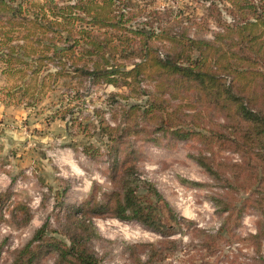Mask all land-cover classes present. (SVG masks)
<instances>
[{
	"label": "rangeland",
	"instance_id": "rangeland-1",
	"mask_svg": "<svg viewBox=\"0 0 264 264\" xmlns=\"http://www.w3.org/2000/svg\"><path fill=\"white\" fill-rule=\"evenodd\" d=\"M19 1L23 0L13 2ZM30 1L43 3L46 0ZM56 1L60 8L79 1L87 7L104 3V0ZM212 5L214 9H210ZM229 7V0H111L112 17L102 28L92 25L88 15L76 10L80 17L73 22L74 36L78 39L74 52L60 55L49 50L38 52L44 55L15 54L11 62L16 69L9 74L3 72L6 65L0 59L2 96L13 103L23 101L31 108L26 135L16 150L23 164L16 171L19 181H15L10 190L1 191H8L10 198L0 197V205L5 209L3 213L0 211V264H9L15 250L31 239L46 220L47 234L57 236L53 232L57 229L55 215L62 210L57 205L58 200L77 203L92 190L100 200L112 189L107 169L108 147L112 142L105 129L124 128V110L136 105L137 114H141L155 93L149 81L141 80L132 87L123 83L119 73L114 75L116 83H112L103 77L93 80L91 75L78 71L77 66L93 68L92 62L96 59L84 51L88 38L83 32L79 33V29L93 31L101 40L105 37L110 41L115 46L113 55L107 56L110 64H119L128 70L133 62L139 61L137 49L145 40L162 55L167 42L161 36L186 34L191 38L212 40L221 30V22L230 21L231 16L225 10ZM34 8L30 7L27 18H32ZM216 10L221 15L216 14ZM46 14L53 18L51 11ZM215 16H220L221 22L216 21ZM66 36L68 33L63 31V37ZM70 40L58 41L59 46H67ZM17 42L21 44V40H13ZM136 120L142 126L149 124L141 115ZM139 136H130L139 154L133 162L137 177L149 182L173 212L190 223L175 224L168 220L172 233L165 238L173 241L175 247L171 254L156 253L149 257L146 253L149 247L142 244L159 245L164 239L162 235L136 221L111 216L97 218L94 224L101 239L93 240L92 248L101 264H255L256 258H264V243L256 246L249 238V234L256 232L258 212L249 210L237 224L222 228L225 214L216 213L211 199L219 192V187L190 156L200 148L197 140L172 141L166 135L160 136L161 145H156ZM130 147L129 142L121 145L123 149ZM225 154L237 158L235 154ZM176 185L182 186L181 199L192 210L189 217L182 215L181 201L174 191ZM137 192L144 195L145 188L139 187ZM16 203L27 206L30 214L27 224L16 225L10 214L5 215ZM19 217L21 213L17 219ZM130 245L135 246L136 257ZM52 263L53 255L41 258L38 264Z\"/></svg>",
	"mask_w": 264,
	"mask_h": 264
},
{
	"label": "trees",
	"instance_id": "trees-1",
	"mask_svg": "<svg viewBox=\"0 0 264 264\" xmlns=\"http://www.w3.org/2000/svg\"><path fill=\"white\" fill-rule=\"evenodd\" d=\"M13 1L0 0V59L6 65L3 72L8 74L16 69L11 62L15 54L74 52L78 39L73 22L80 17L76 10L88 15L89 22L98 28L107 26L113 11L111 0L93 7L79 1L62 8L56 0ZM229 4L231 7L225 10L231 19L221 22V17L215 16L222 24L212 40L186 34L161 36L167 42L163 55L145 40L137 49L139 61L128 70L110 64L107 56L115 50L110 41L105 37L101 40L93 31L79 29L88 38L84 51L96 59L93 68L77 66L78 71L91 75L93 80L103 77L112 83H116L114 75L119 73L123 83L132 87L141 80L149 81L155 93L141 114H137L136 105L124 110V128L105 129L112 142L107 153L112 189L100 200L93 190L77 203L58 200L62 210L55 215L57 229L53 232L57 236L47 234L46 220L31 239L15 250L9 264H38L41 258L51 255L52 264H101L92 248L93 240L101 239L94 220L109 216L136 221L162 235L159 245L142 244L150 249L147 256L171 254L175 244L165 238L172 233V224L167 221L190 222L178 217L149 182L137 177L133 162L139 154L131 135H140L141 140L156 145H161L160 136L166 135L172 141L197 140L200 148L190 156L219 187L211 199L216 213L225 214L222 228L237 224L243 213L254 210L260 219L249 238L256 246L264 243V0H229ZM31 6L36 8L32 18H27ZM48 10L53 18L46 14ZM216 14L221 15L218 10ZM63 31L68 36L63 37ZM70 38L67 46H59L58 41ZM15 39L21 44L13 43ZM138 115L149 120L148 126L140 125ZM153 120L157 121L150 122ZM125 142L130 143L129 149L121 148ZM139 187L145 188L144 195L138 194ZM9 196L8 191L0 192L1 198L8 200ZM0 208L3 213L4 206ZM18 213L22 217L17 219ZM9 214L16 225L30 220L27 206L19 203L9 209ZM133 248L130 245L135 256ZM255 264H264V258H256Z\"/></svg>",
	"mask_w": 264,
	"mask_h": 264
},
{
	"label": "crops",
	"instance_id": "crops-1",
	"mask_svg": "<svg viewBox=\"0 0 264 264\" xmlns=\"http://www.w3.org/2000/svg\"><path fill=\"white\" fill-rule=\"evenodd\" d=\"M30 114V106L23 101L13 103L0 92V192L15 185L16 171L23 165L16 150L26 135Z\"/></svg>",
	"mask_w": 264,
	"mask_h": 264
},
{
	"label": "built area",
	"instance_id": "built-area-1",
	"mask_svg": "<svg viewBox=\"0 0 264 264\" xmlns=\"http://www.w3.org/2000/svg\"><path fill=\"white\" fill-rule=\"evenodd\" d=\"M25 173H28V170H26L25 171ZM17 182L19 181L18 179L16 180ZM183 188H182V186H180V185H176V186H174V191H176L177 192V195H176V197H177V199L179 200V201H181V207H182V210H183V213H182V215H184L185 217H189V215L192 213V210H191V208L189 207V205L187 204V203H185V201H183L182 199H181V190H182ZM6 216H7V214H5ZM139 227V226H138Z\"/></svg>",
	"mask_w": 264,
	"mask_h": 264
}]
</instances>
